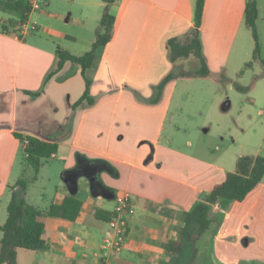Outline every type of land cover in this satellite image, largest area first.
Segmentation results:
<instances>
[{"label": "crops", "instance_id": "1", "mask_svg": "<svg viewBox=\"0 0 264 264\" xmlns=\"http://www.w3.org/2000/svg\"><path fill=\"white\" fill-rule=\"evenodd\" d=\"M62 1L73 3L76 19L56 17L45 9L30 14L29 21L36 25L33 33L19 36L16 30L0 28V214H6L0 227L7 218L19 155L25 158V146L15 137L19 134L57 146L36 177L28 180L26 202L41 211L60 204L65 196L81 202L74 221L45 219V250L21 256H28L32 264H177L182 256L174 263L164 246L178 239L182 214L246 156L194 150L187 137H180L182 129L172 114L179 79L166 83L157 103L145 102L153 88L182 65L170 62L166 44L172 38L185 42L194 26L196 0H116L109 8L115 19L112 38L85 72L94 101L91 105L83 101L75 109L73 104L85 89L80 67L67 62L47 82L45 76L55 64L56 48L73 55L90 49L98 27L88 28V19L99 23L104 5L102 0ZM247 2L205 0L200 42L207 78L227 79L237 37L246 27ZM10 18L0 7V22ZM40 30L42 35L37 36ZM238 64L233 70L240 68ZM39 90L36 97L25 93ZM180 111L177 107L175 114ZM52 179L57 182L49 194ZM33 184L40 187L32 204L28 192ZM120 193L129 194L133 214L122 250L103 261L101 242ZM263 193L264 177L242 202L232 204L231 211L246 204L257 214ZM231 213L222 215L213 206V214L223 216V226ZM197 258L198 254L193 264ZM211 264L237 263L213 258Z\"/></svg>", "mask_w": 264, "mask_h": 264}, {"label": "rangeland", "instance_id": "2", "mask_svg": "<svg viewBox=\"0 0 264 264\" xmlns=\"http://www.w3.org/2000/svg\"><path fill=\"white\" fill-rule=\"evenodd\" d=\"M46 1L48 5L42 7L41 11L46 9L51 15L63 19H67L69 15L77 18L71 1ZM88 21V28L98 27L97 21ZM256 30L260 48L259 60H252L254 41L251 32L242 27L225 75L227 79L221 80L219 77L216 81L211 78L177 81L172 114L175 115L176 126L182 129L180 137H187L194 144V150L208 148L214 154L227 151V154L234 155L241 152L246 156L258 154L264 158V113L261 114V111H264V0H259ZM41 31L36 35L41 36ZM187 41L188 38L184 43ZM180 61L183 63L180 68L178 66V70L197 68L198 63L192 57ZM235 63H239L238 70H233ZM236 86L247 90L238 91ZM177 107H180L181 111L176 115ZM183 130H186V135ZM23 162L24 155L21 153L15 170L18 175L16 179L30 180L33 171L26 168ZM56 182L51 180L49 194L53 192ZM39 187V184L29 187L28 199L32 204L34 197L39 198ZM49 194L45 199L49 198ZM232 206L222 211V215L224 212H232L231 216L226 218L224 226L223 216L212 213L213 222L210 229L197 243L198 258L194 264H211L213 258H228L237 264H264V193L254 210L257 214H252L246 204L231 211ZM5 216L6 214H0V223H3ZM18 252V264H32L28 256H21L26 250L19 249ZM177 264H191L190 249L185 250Z\"/></svg>", "mask_w": 264, "mask_h": 264}, {"label": "trees", "instance_id": "3", "mask_svg": "<svg viewBox=\"0 0 264 264\" xmlns=\"http://www.w3.org/2000/svg\"><path fill=\"white\" fill-rule=\"evenodd\" d=\"M116 0H102L103 12L98 23L95 40L90 49L82 55H73L61 48L55 50V64L45 76L47 82L55 74L60 72L65 63L80 67L81 74L85 81V89L82 96L73 104V109L83 101L91 105L94 99L90 96L89 88L91 82L85 77V72L94 67L98 59V53L111 40L114 17L110 14L109 8ZM205 0H196L194 9V26L187 34L188 41L181 43L178 38L167 41L166 49L171 63L176 64L180 60L192 57L197 61V68L193 70L174 69L153 88V94L145 102L155 104L160 100L163 87L167 82L175 79L207 78L210 73L202 56L200 42V27L204 12ZM0 7L3 12L11 15L5 23L0 22L2 30H16L19 24L28 20L30 13L29 0H2ZM258 19V7L256 0H248L244 9V23L251 32L254 49L252 60L260 59V48L256 21ZM251 64V63H249ZM248 64V66H249ZM264 65V62H262ZM180 68V67H179ZM222 80V77L220 78ZM238 91H246L247 88L236 86ZM42 90L37 92H25L27 95L36 97ZM21 142L27 140L24 147V162L26 168L33 171V179L39 172L40 165L51 158L56 152L57 146L54 143L41 141L33 137H23L15 134ZM264 177V158L260 155L242 156L237 159L235 171L228 173L225 180L213 186L200 201L188 211L182 214L183 226L178 232L176 241L168 242L164 248L172 261L176 263L185 250L191 252V264L198 254L197 243L210 229L213 222L211 217L213 206L217 205L219 210L226 211L235 202H242L247 195L261 182ZM29 181L18 179L12 186L10 201L7 205V218L0 227L2 238L0 239V264H16L17 250L43 251L46 249L43 240L45 219L48 217H59L67 221H74L79 213L81 202L73 196H65L60 204L50 205L47 211H41L25 200L26 189Z\"/></svg>", "mask_w": 264, "mask_h": 264}, {"label": "built area", "instance_id": "4", "mask_svg": "<svg viewBox=\"0 0 264 264\" xmlns=\"http://www.w3.org/2000/svg\"><path fill=\"white\" fill-rule=\"evenodd\" d=\"M46 5V0H29L30 13L28 14V20L23 24H19L16 28V32L19 36H25L36 30V25L29 21V16L31 13L41 11L42 7ZM262 113H264V111H261V114ZM23 144L26 146L27 140H24ZM132 214L133 208L130 205L129 194H117L114 199L112 215L107 222L108 230L101 242L100 260L104 261L109 257L115 256L122 250L127 236L128 220Z\"/></svg>", "mask_w": 264, "mask_h": 264}]
</instances>
